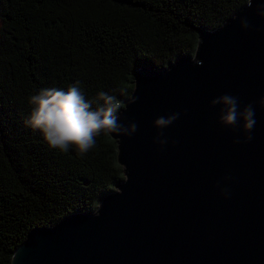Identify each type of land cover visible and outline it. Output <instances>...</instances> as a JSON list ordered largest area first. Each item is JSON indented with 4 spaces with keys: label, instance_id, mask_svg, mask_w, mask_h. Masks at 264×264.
Here are the masks:
<instances>
[{
    "label": "water",
    "instance_id": "obj_1",
    "mask_svg": "<svg viewBox=\"0 0 264 264\" xmlns=\"http://www.w3.org/2000/svg\"><path fill=\"white\" fill-rule=\"evenodd\" d=\"M256 2L198 31L192 55L134 71L120 117L138 131L110 136L123 178L93 210L30 229L10 264H264V19ZM225 93L255 107L249 143L234 144L244 133L221 126L219 106L210 107ZM132 96L139 99L128 104ZM175 112L161 150L154 120Z\"/></svg>",
    "mask_w": 264,
    "mask_h": 264
},
{
    "label": "trees",
    "instance_id": "obj_2",
    "mask_svg": "<svg viewBox=\"0 0 264 264\" xmlns=\"http://www.w3.org/2000/svg\"><path fill=\"white\" fill-rule=\"evenodd\" d=\"M246 0H0V264L35 227L91 211L123 178L115 140L81 157L24 125L28 98L79 82L125 100L133 73L193 54Z\"/></svg>",
    "mask_w": 264,
    "mask_h": 264
},
{
    "label": "clouds",
    "instance_id": "obj_3",
    "mask_svg": "<svg viewBox=\"0 0 264 264\" xmlns=\"http://www.w3.org/2000/svg\"><path fill=\"white\" fill-rule=\"evenodd\" d=\"M254 0H246V6L253 8ZM255 15L264 19V0H257ZM242 30L250 28L248 19L240 20ZM197 67L203 62L194 61ZM139 98L132 96L128 104H134ZM29 114L24 120V125L34 131H38L50 149L61 153L75 151L83 157L97 147V138L101 136L115 135L117 137H131L138 131L136 122L123 123L120 113L125 109V103L116 95L100 91L93 99L85 97L82 88L76 83L64 88L50 87L40 89L27 100ZM264 108V97L258 101ZM219 106L218 123L234 131L239 127L244 133L243 139L236 137L234 144L249 143L253 137L252 130L255 127V107L252 103L240 107L239 98L225 93L214 98L210 107ZM181 116L175 112L167 116H159L154 120L153 127L158 130L153 139L161 150L169 143L163 130L171 126ZM175 144L176 142L173 141ZM231 177H225L227 182ZM219 194L224 199H229L231 192L228 187L216 186ZM99 216V213H96Z\"/></svg>",
    "mask_w": 264,
    "mask_h": 264
}]
</instances>
